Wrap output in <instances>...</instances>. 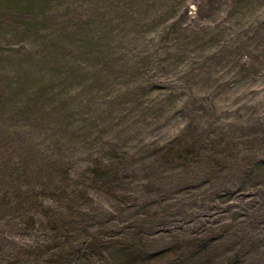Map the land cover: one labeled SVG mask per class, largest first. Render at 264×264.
Wrapping results in <instances>:
<instances>
[{
  "label": "rangeland",
  "instance_id": "rangeland-1",
  "mask_svg": "<svg viewBox=\"0 0 264 264\" xmlns=\"http://www.w3.org/2000/svg\"><path fill=\"white\" fill-rule=\"evenodd\" d=\"M44 182L0 264H264V0H0V198Z\"/></svg>",
  "mask_w": 264,
  "mask_h": 264
},
{
  "label": "trees",
  "instance_id": "trees-1",
  "mask_svg": "<svg viewBox=\"0 0 264 264\" xmlns=\"http://www.w3.org/2000/svg\"><path fill=\"white\" fill-rule=\"evenodd\" d=\"M56 188H57V186H55V185L51 186L50 183L44 182L41 190L35 191L34 189H29V191L25 190L26 192L24 193L23 196L21 195L19 199H18V194H15L13 196H8V195L1 196L0 200L3 198L2 204H3V206H5L6 210H11L15 213L13 221H15V220L18 221L20 218V220L17 222V224L22 231H24L25 228H28V229L36 230V232H40L42 235L45 234V233H43V231L47 232V233L57 234V232L59 231V229H58L59 227L57 225H55V223L58 224V222L61 221V218H64L66 216V213L64 211H61V212L57 211V213H55L54 215H58V217H57L55 223H53V225H51L50 228H47V225L50 222H54L53 218L51 217L50 219H48V216H47V219L46 218L43 219V216H42V215H45V214H43V212L47 211L45 207L48 206V208H51L52 204L54 203L53 202V199H54L53 194H54V191L56 190ZM56 199L58 202H60L58 197H56ZM26 200H30L32 202L35 201L36 203L39 204L38 207H40V209L38 210L39 212L37 214H30L29 215V212H27V211L21 212L22 210H19L18 208L15 209L16 205L19 206L21 203H27ZM14 203H16V204H14ZM15 211L18 213L17 215H16ZM54 212H56V210H50L51 215H53ZM80 232H83V234H85V235H89V232H87V230H80ZM41 234H39L40 236H37V239L35 242L32 241V242L26 243L25 247L29 248L30 250H41V251L44 248H46L49 245V243L46 241H50V240H47L46 238H42V239H44V240H42ZM55 237H57L56 239L60 240V241H63L64 237L67 238L66 235L60 236L58 234ZM88 239H89L88 241H89L90 246H92V248L89 250V252L85 253V251L80 252L78 250H77V252H78V255H80L81 257L87 256V258H92V255H93L92 251H94L93 246L95 245V240H94V237H89ZM75 244H77V243H75ZM20 249L27 251L23 247H21ZM13 250L15 252V248H13ZM2 260L3 259L0 257V262ZM9 260H12V259L9 258ZM28 260H29V258H28ZM54 260H56V263H54V264H58L59 260L58 259H54ZM50 261L53 262V259L50 258ZM60 264H62V263H60Z\"/></svg>",
  "mask_w": 264,
  "mask_h": 264
}]
</instances>
